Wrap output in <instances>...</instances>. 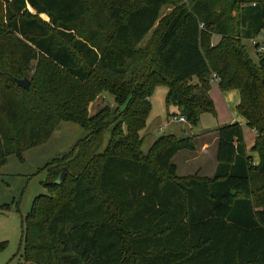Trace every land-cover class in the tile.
<instances>
[{
    "label": "trees",
    "instance_id": "obj_1",
    "mask_svg": "<svg viewBox=\"0 0 264 264\" xmlns=\"http://www.w3.org/2000/svg\"><path fill=\"white\" fill-rule=\"evenodd\" d=\"M168 1L0 0V168L62 121L87 132L46 166L21 264H264V51L254 62L242 42L264 31V0H173L141 45ZM35 61L46 71L29 78ZM213 75L238 91L250 147L241 123L220 125L214 173L179 176L173 157L194 137L159 135L143 152L150 97L164 86L165 104L196 126L216 116ZM102 94L115 105L90 114Z\"/></svg>",
    "mask_w": 264,
    "mask_h": 264
},
{
    "label": "rangeland",
    "instance_id": "obj_2",
    "mask_svg": "<svg viewBox=\"0 0 264 264\" xmlns=\"http://www.w3.org/2000/svg\"><path fill=\"white\" fill-rule=\"evenodd\" d=\"M184 1L185 0H182V2ZM176 5L175 1L171 0L163 6L159 20L141 41V45L145 44L149 38L154 39L153 37L156 36L161 25L160 20L167 17ZM217 39L218 36L213 37L214 42H216ZM242 42L251 59L257 62L259 53L264 51V31L257 33L254 38H243ZM39 65H42V69ZM44 70L45 65L43 67V63L35 61L31 64V70L28 71L26 75L29 78L33 77V74L42 76ZM165 92L166 88L164 86H158L154 89L150 97V114L147 119L146 127L140 132L143 135H150L142 147L143 152L148 150L150 144L156 137L168 133H172L178 137L193 136L196 145H199L203 140H206L200 137L201 135L215 131L222 123L220 122L222 119H218L216 116L209 113H203L196 126H190L186 121H171L170 118L172 116H178V108L173 104H165ZM236 93L235 102H238L239 93L238 91ZM237 102L232 106L231 116L234 120L237 119V121H239L242 116L237 111ZM105 103H109L113 106L115 105L112 96L102 94V96L97 98L90 107V114L94 113ZM241 124L245 131L246 144L250 145L252 140L251 135H253L254 132L249 130L246 124ZM200 132L201 135H196ZM86 134L87 132L78 124L70 121H62L46 142L25 150L20 157L14 154L7 157L5 164L0 168V242H6V246L0 251V264L22 263L20 238L23 219L29 213L33 199L36 196L47 193V189L43 185V183L48 180L46 166L56 159H61L63 155L66 154L74 144L82 140ZM109 136L110 132L107 129L103 133L100 151L105 148ZM196 136L199 137L196 138ZM212 137L214 136H207L208 139ZM206 157L210 159V163L214 162L213 153ZM180 160L182 159L180 158ZM176 162L179 166L177 173L179 176L191 175L190 172L182 175L188 171H183L184 166L179 164V158L176 159ZM196 174L205 176L203 173Z\"/></svg>",
    "mask_w": 264,
    "mask_h": 264
},
{
    "label": "crops",
    "instance_id": "obj_3",
    "mask_svg": "<svg viewBox=\"0 0 264 264\" xmlns=\"http://www.w3.org/2000/svg\"><path fill=\"white\" fill-rule=\"evenodd\" d=\"M236 92H237V90H235V89L225 91V92H221L218 89L217 81H212V83H211L209 95H210V97L213 101L214 107H215L216 117L218 119H222V120H220V122H222L223 124H227V123H231L233 121H237V119L234 120V118L231 116L232 106L234 105V103L237 102V101L235 102V100H236L235 97L237 96ZM219 116H220V118H219ZM239 121H237V122L246 124L245 119L243 117H241ZM222 123L220 125H222ZM216 134H217L216 131L205 133L204 135H201V132L197 133L196 135H201L200 137H202L206 140H203L201 143H199V145H196V141L194 139L195 151H185V150L180 151L173 157V162L177 166V173H178L179 166L176 162V159L179 158V164L181 166H184L183 171L184 172L188 171L182 175H185V174L190 172L191 174H193V173H201L202 174L203 173V175H205V176H211L214 173V170L216 168V158H215L216 144H217ZM207 136H214V137H212L211 139H208ZM185 137H190V136H185ZM198 137L199 136H196V138H198ZM246 145H247L246 148L250 147V145H248V144H246ZM212 153L214 155V162L210 163V161H209L210 159H207L206 156L207 155L210 156ZM186 154H190V155H186ZM249 155L252 157L253 163L258 162V156H257L256 152H249ZM180 158L182 160H180ZM190 170H192V171H190ZM205 171H207V172H205ZM208 171H210V172H208Z\"/></svg>",
    "mask_w": 264,
    "mask_h": 264
},
{
    "label": "water",
    "instance_id": "obj_4",
    "mask_svg": "<svg viewBox=\"0 0 264 264\" xmlns=\"http://www.w3.org/2000/svg\"><path fill=\"white\" fill-rule=\"evenodd\" d=\"M15 82L19 87L22 88H27L29 86V79L26 76H24L21 79H15ZM64 177H65V170L62 168L55 183H60L64 179Z\"/></svg>",
    "mask_w": 264,
    "mask_h": 264
},
{
    "label": "built area",
    "instance_id": "obj_5",
    "mask_svg": "<svg viewBox=\"0 0 264 264\" xmlns=\"http://www.w3.org/2000/svg\"><path fill=\"white\" fill-rule=\"evenodd\" d=\"M212 81H216V76L215 75H213ZM170 120L171 121H175V122H177V121L178 122H184L185 121V118L183 116H181V115H178V116H172L170 118Z\"/></svg>",
    "mask_w": 264,
    "mask_h": 264
}]
</instances>
